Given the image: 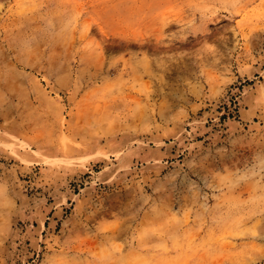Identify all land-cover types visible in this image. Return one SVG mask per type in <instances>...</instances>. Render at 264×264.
I'll return each instance as SVG.
<instances>
[{"label": "rangeland", "instance_id": "rangeland-1", "mask_svg": "<svg viewBox=\"0 0 264 264\" xmlns=\"http://www.w3.org/2000/svg\"><path fill=\"white\" fill-rule=\"evenodd\" d=\"M0 264H264V0H0Z\"/></svg>", "mask_w": 264, "mask_h": 264}]
</instances>
